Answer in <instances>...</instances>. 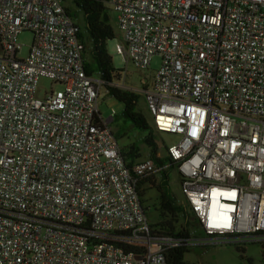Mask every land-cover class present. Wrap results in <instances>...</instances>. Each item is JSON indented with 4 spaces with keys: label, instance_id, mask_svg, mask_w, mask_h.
<instances>
[{
    "label": "built area",
    "instance_id": "built-area-1",
    "mask_svg": "<svg viewBox=\"0 0 264 264\" xmlns=\"http://www.w3.org/2000/svg\"><path fill=\"white\" fill-rule=\"evenodd\" d=\"M106 3L125 67L161 60L141 94L154 131L174 139L160 145L167 162L125 160L62 0H0V264H168L169 250L228 244L263 252L264 0ZM43 79L60 89L39 98ZM165 170L180 180L188 235L158 234L148 219L140 181Z\"/></svg>",
    "mask_w": 264,
    "mask_h": 264
},
{
    "label": "trees",
    "instance_id": "trees-1",
    "mask_svg": "<svg viewBox=\"0 0 264 264\" xmlns=\"http://www.w3.org/2000/svg\"><path fill=\"white\" fill-rule=\"evenodd\" d=\"M71 4L70 8L65 7L71 18L77 24L78 15H82L85 22V33L81 30L79 38L86 48L84 53L86 73L89 76H99L104 81L108 95L124 105V119L129 122L131 129L138 138L134 143L122 149L125 160L129 165H132L141 159V146L144 145L149 151V157L154 159L159 166H164L167 159L158 158L160 152L158 134L152 128L149 119L137 111L140 94L120 88L123 76L120 70L114 67L113 58L108 50V42L117 38V32L113 27L112 15L106 0H71ZM117 135L118 132H116V137ZM169 174L170 170L163 171L158 182L153 177L142 179L139 188L144 189L146 184L151 183L156 185L158 190L159 203L158 206L154 205V207L159 221L153 224L156 233L176 236L188 235L191 224L190 213L186 207L178 205L176 197L171 191ZM146 190L140 191L142 198L146 195ZM180 219L184 221L178 226ZM189 252L190 248L188 247H179L167 251L168 264H193L186 260V255ZM238 252L243 256L246 250L238 249ZM262 261L264 263V251Z\"/></svg>",
    "mask_w": 264,
    "mask_h": 264
},
{
    "label": "rangeland",
    "instance_id": "rangeland-1",
    "mask_svg": "<svg viewBox=\"0 0 264 264\" xmlns=\"http://www.w3.org/2000/svg\"><path fill=\"white\" fill-rule=\"evenodd\" d=\"M65 7H71V0H62ZM109 8V7H108ZM112 15V24L117 32V38L108 42V50L113 58L114 67L120 70L123 76V81L121 82V87L123 90H134L140 92V101L137 106V111L143 113L147 118L150 119L148 115L146 104L144 98L141 94L143 89L148 88L153 82L156 72L160 68L161 60L159 57H155L151 67L148 69H139L132 64H128L125 67L123 58L116 53V45L121 41L120 32L118 30L117 22L115 21V15ZM77 24L80 26L81 30L85 33V22L82 15H78ZM33 36L30 32H24L19 36V42L25 45L20 58L25 59L28 55L29 49L32 44ZM125 69L126 74H125ZM122 70V71H121ZM145 81L148 86L145 87L142 84ZM53 87V82L43 79L39 84L38 97L42 98L45 96V91ZM54 89H60V86H54ZM99 111L102 113L105 119L113 115L115 112L114 122H112V127L115 132H118L117 138L120 147L123 149L129 144L134 143L138 138L135 136L134 131L131 129L129 122L124 119L123 110L124 105L108 95L105 86L102 87L99 97ZM158 142L161 148L164 149V144H172L174 139L169 135H159ZM142 157L139 160H144L149 157V151L146 146H141ZM161 150V149H160ZM170 187L172 193L175 195L178 205H184V200L180 188V180L177 173L174 170H170ZM160 175H156L153 179L158 182L160 180ZM146 190V195L142 198L143 204L145 206L148 219L152 224L159 221L157 213L155 211V206H158V190L156 185L151 183L146 184L144 187ZM140 189V191H144ZM184 220L180 219L178 226L183 223ZM194 226V225H192ZM244 249V248H243ZM246 252L241 256L238 252V248L233 245H209L207 247L193 246L190 252L186 255V260L193 264H264L262 261L263 252L260 247L247 245L245 247Z\"/></svg>",
    "mask_w": 264,
    "mask_h": 264
}]
</instances>
